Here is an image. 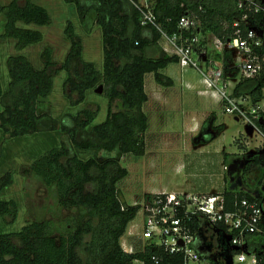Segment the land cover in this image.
I'll use <instances>...</instances> for the list:
<instances>
[{"label": "trees", "instance_id": "1", "mask_svg": "<svg viewBox=\"0 0 264 264\" xmlns=\"http://www.w3.org/2000/svg\"><path fill=\"white\" fill-rule=\"evenodd\" d=\"M64 2L73 5L84 27L91 20L100 28L102 68L97 70L92 62L83 59L82 41L71 22H67L63 32L69 49L60 64L54 61L53 49L49 46L39 54V67L23 55L8 57L5 89L0 81V135L21 139L44 131H59V146L36 156L27 171L52 193L60 209L78 210L80 218L86 220H62L58 224L33 220L18 231L0 233V264H132L136 259L150 264L148 258L159 252L149 249L142 252L139 244H135L133 254L121 248V239L135 219L139 205L126 206L119 198L117 183L126 174L119 162L125 155L141 157L145 152L148 127V118L142 111L148 101L145 75L153 74L157 84L171 86L172 80L159 71L177 60L158 46L159 34L153 28L140 26L139 13L129 0ZM152 2L158 21L169 33L177 31L176 23L186 9L196 11L202 6L201 32L219 38L231 34L232 24L241 15L236 9V0ZM0 14L4 17L1 37L13 40L17 51L43 41L40 31L19 27V23L36 27L51 24L48 11L32 0H11L7 5H0ZM261 18L258 15L256 22ZM260 53V74L253 79H240L232 92L234 97L248 96L254 106L264 99V46ZM214 58L220 59V55L214 54ZM230 61L227 54L223 61L224 76L231 75L234 80L236 73L227 68ZM60 72L65 74L63 93L72 107L84 103L88 92L102 87L101 96L107 100V114L102 123L94 124L98 107L66 114L60 122L49 113L39 111L40 103L51 94L53 79ZM261 117L260 130L264 135V112ZM214 129L218 136L224 127L217 125ZM243 155V186L260 187L264 181V149ZM254 168L258 175L252 178L250 172ZM15 174L16 171L7 170L0 176V191L14 183ZM219 194L224 197L226 211L235 210V203L242 199L258 204L260 201L242 189L224 188ZM150 196L147 194L144 199ZM0 217L14 221L16 203L1 201ZM194 225L199 230L200 257L210 264H230L233 253L226 243L227 236L215 233L225 229L221 225L210 226L203 215ZM260 240L256 236L248 237V251L252 245L259 247Z\"/></svg>", "mask_w": 264, "mask_h": 264}, {"label": "rangeland", "instance_id": "2", "mask_svg": "<svg viewBox=\"0 0 264 264\" xmlns=\"http://www.w3.org/2000/svg\"><path fill=\"white\" fill-rule=\"evenodd\" d=\"M10 1L0 0V5H7ZM32 2L48 11L51 24L36 27L19 23V27L38 30L43 35L41 43L24 50L17 51L13 40L1 37L4 17L0 14V81L3 89L8 83L6 60L10 56L23 55L35 67H39V54L44 47L49 46L53 49L54 61L60 64L64 60L69 49L63 33L67 22L72 23L75 33L81 38L83 59L101 70L102 35L98 26L90 20L84 27L78 20L73 5L64 0ZM159 73L171 78L172 85L157 84L153 74L144 77L148 96V101L142 107L148 118L145 152L141 157L125 155L119 162L126 174L117 183V189L121 202L126 206L140 205L147 194L164 192L197 195L219 193L221 189L231 188L229 179L235 180L239 175L238 165L245 161L243 153L250 155L258 152L264 143L257 131L247 135L246 127L240 121H235L234 117L224 113L220 101L209 94H198L204 87L200 82L201 76L195 70L183 72L176 62L171 61ZM64 78V72L54 77L52 92L40 103L39 111L49 113L60 122L66 114H74L82 108L94 110L98 107L99 113L94 124L102 123L107 114V100L101 96L102 93L90 91L84 103L72 107L63 93ZM112 109L116 110V107L113 106ZM207 119L214 121L216 126L223 125V131L211 140H207L205 136L196 138L197 131L205 125ZM60 141L59 131H44L21 139H9L0 135V176L7 170L16 171L14 183L0 191V202L12 200L17 206L14 221L10 217H0V233L18 231L33 220L52 221L56 224L62 220H86L80 218L78 210L60 209L52 193L27 171V166L36 156L53 146H59ZM234 162L237 163V171L228 173V167ZM263 184L264 181L260 187L251 189V193L262 198ZM140 218L139 211L129 223L121 243L123 239L130 238L127 233L133 225L139 223ZM200 264L206 263L204 261Z\"/></svg>", "mask_w": 264, "mask_h": 264}, {"label": "built area", "instance_id": "3", "mask_svg": "<svg viewBox=\"0 0 264 264\" xmlns=\"http://www.w3.org/2000/svg\"><path fill=\"white\" fill-rule=\"evenodd\" d=\"M129 2L139 13L140 26L151 27L159 34L158 43L162 51L175 57L183 72L193 69L201 76L204 89L198 94H209L220 101L225 114L251 128L252 132L257 131L264 140L260 130L264 99L262 105L260 102L254 106L248 96L234 97L232 94L240 79L256 78L262 70L260 51L264 46V0H236V9L241 15L232 24L231 34L223 38L201 32L202 6L196 11L186 9L176 23L177 31L169 33L158 21L152 0ZM258 15L262 18L256 22ZM214 54H219L220 59H215ZM227 54L231 60L227 68L236 73L234 80L231 75L224 76L223 61ZM263 149L264 143L259 151ZM255 198L260 200L258 196ZM139 211V223L128 231L130 238L123 239L121 248L125 253L133 254L135 244H139L142 252L148 249L159 252L148 258L150 264H200L204 261L210 264L200 257L198 250L199 230L194 224L200 215L210 226L221 225L225 229L220 228L222 231L215 233L227 236L226 243L233 253L230 264H264L263 201L258 204L242 199L235 203V210L226 211L221 194L162 192L144 199ZM254 236L261 238L259 247L252 245L248 251L247 238ZM132 264L145 262L136 259Z\"/></svg>", "mask_w": 264, "mask_h": 264}, {"label": "flooded vegetation", "instance_id": "4", "mask_svg": "<svg viewBox=\"0 0 264 264\" xmlns=\"http://www.w3.org/2000/svg\"><path fill=\"white\" fill-rule=\"evenodd\" d=\"M207 122L205 123V125L204 126H202L198 131H197V135H196V138H202V137H206L207 138V140H211V139H213V137H215L216 136V132H215V127H214V125H213V121H211L210 119H207L206 120ZM202 144V143H201ZM204 144V143H203ZM244 163H245V161H244ZM244 167H245V165L242 167V168H240L239 170H240V173H239V175L237 176V178L236 179H240L241 180V182H242V185H241V187H239L240 189H242V190H246L247 192H251V189H248V188H246V187H244L243 186V177L245 176L244 175V173H243V171H244ZM238 168V167H237ZM237 168H236V170L235 171H237ZM251 174L250 175H252V178L253 177H257V175H258V171L254 168V169H252L251 170V172H250ZM249 175V174H248ZM249 175V176H250ZM251 177V176H250ZM236 179L232 182V184L236 181ZM264 193V192H263ZM253 194V193H252ZM254 196H257V195H255V194H253ZM260 199V201H263L264 202V195H263V197L262 198H259Z\"/></svg>", "mask_w": 264, "mask_h": 264}, {"label": "water", "instance_id": "5", "mask_svg": "<svg viewBox=\"0 0 264 264\" xmlns=\"http://www.w3.org/2000/svg\"><path fill=\"white\" fill-rule=\"evenodd\" d=\"M95 93H97V94H101V93H102V87L99 86V87L95 90ZM245 133H246L247 135H250V134L252 133L251 128H246V129H245ZM238 166H239V168H242V167L244 166V162H240V164H239ZM236 168H237V163L234 162V163H232V164L228 167L227 171H228V173H231V172H234V171L236 170ZM233 181H234L233 178H230V179H229V182L232 183ZM241 185H242V182H241V180L238 178V179H236V181L231 185V188H230V189H234V188H237V187L239 188V187H241ZM262 190H263V192H264V184H263ZM235 250H237V249H235Z\"/></svg>", "mask_w": 264, "mask_h": 264}, {"label": "crops", "instance_id": "6", "mask_svg": "<svg viewBox=\"0 0 264 264\" xmlns=\"http://www.w3.org/2000/svg\"><path fill=\"white\" fill-rule=\"evenodd\" d=\"M159 44V43H158ZM159 46H160V44H159ZM171 79V78H170ZM235 121H237L236 119H235ZM214 122V121H213ZM213 125H214V127H216V125L213 123ZM193 130V129H192ZM194 131V130H193ZM217 137V135L215 136V138ZM237 189H240V188H237ZM221 190H223V189H221ZM208 194H219V193H204V194H197V195H208ZM198 246H199V243H198Z\"/></svg>", "mask_w": 264, "mask_h": 264}]
</instances>
